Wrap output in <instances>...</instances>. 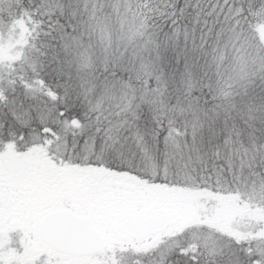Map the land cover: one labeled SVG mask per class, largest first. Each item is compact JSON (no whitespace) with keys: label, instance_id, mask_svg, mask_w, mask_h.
<instances>
[{"label":"snow or ice","instance_id":"6c2138e0","mask_svg":"<svg viewBox=\"0 0 264 264\" xmlns=\"http://www.w3.org/2000/svg\"><path fill=\"white\" fill-rule=\"evenodd\" d=\"M0 264H264V0H0Z\"/></svg>","mask_w":264,"mask_h":264}]
</instances>
